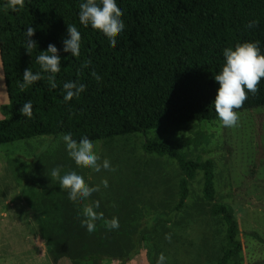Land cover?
Instances as JSON below:
<instances>
[{"label": "trees", "instance_id": "trees-1", "mask_svg": "<svg viewBox=\"0 0 264 264\" xmlns=\"http://www.w3.org/2000/svg\"><path fill=\"white\" fill-rule=\"evenodd\" d=\"M82 0H0V56L9 102L1 106L0 144L32 137H48L50 145L60 134L72 133L79 140L87 135L93 141L152 130H170L191 121L219 120L212 101L218 82L214 75L224 63L222 50L246 41L259 42L264 53V0H117L122 8L125 28L110 46L107 37L78 19ZM256 20L248 28L249 21ZM67 24L81 34L79 57L62 51ZM35 29L36 42L31 55L24 48L25 31ZM53 43L61 57L55 89L46 74L20 90L23 71H39L38 51ZM90 61L87 67L83 62ZM95 71L100 79L92 77ZM85 84L79 98L64 102L62 85L66 81ZM236 112L264 107V78L255 94ZM32 102L31 118L22 117L19 108ZM147 154L175 160L183 172L178 202L169 212L147 215L152 226L149 236L133 235L134 247L126 255L91 253L81 260L120 259L127 263L140 250V240L149 241L160 219L171 221L181 212L190 195V181L203 172V195L216 199L215 169L212 159L189 158L181 146L166 137L145 140ZM29 183V182H28ZM36 186L35 183H32ZM89 201V198H88ZM127 206V205H126ZM125 206V207H126ZM107 207L114 216L123 214ZM213 212L222 214L227 224V247L217 264H229L243 248L238 222L225 204L215 203ZM262 242L261 239L256 235ZM259 264V263H253Z\"/></svg>", "mask_w": 264, "mask_h": 264}, {"label": "rangeland", "instance_id": "rangeland-1", "mask_svg": "<svg viewBox=\"0 0 264 264\" xmlns=\"http://www.w3.org/2000/svg\"><path fill=\"white\" fill-rule=\"evenodd\" d=\"M8 102L5 82H0V108ZM237 116L232 127L219 120L191 121L167 131L96 141L101 160L107 158L111 165L100 172L75 165L64 134L48 146L46 136L0 144V264H156L161 253L163 264H217L228 241L223 215L213 212L215 203L225 204L238 222L243 248L229 264H264V242L256 237L264 239V107ZM158 137L179 144L189 158L213 160L216 199H205L199 171L190 181L184 209L171 221L153 224L156 232L149 241L140 240L131 261L81 260L91 253L128 254L141 226L140 238L151 234L152 226L143 217L169 212L177 204L183 176L178 163L142 149L145 140ZM53 168L61 174L79 171L90 186L100 185L99 191L82 201L69 200L58 177L51 176ZM103 179L108 188L101 185ZM93 202H99L95 210L104 219H118L117 229H107L103 220L96 221L92 233L81 226L82 208ZM107 207L125 209L112 216Z\"/></svg>", "mask_w": 264, "mask_h": 264}, {"label": "clouds", "instance_id": "clouds-1", "mask_svg": "<svg viewBox=\"0 0 264 264\" xmlns=\"http://www.w3.org/2000/svg\"><path fill=\"white\" fill-rule=\"evenodd\" d=\"M12 4H19L20 0H11ZM122 8L117 0H82L79 4L78 19L84 27L91 26L94 30H99L107 37L108 44H116V34L122 32L125 28L124 21L121 19ZM257 23L256 20L249 21L248 28H252ZM35 29L28 26L25 31L24 48L31 55V50L37 46L32 39ZM81 47V34L77 27L67 24V36L62 40V51L70 53L73 57H79ZM224 63L220 70L214 75V80L218 82L215 99L212 101V107L216 112L219 122L224 127H232L237 123V112L248 93L255 94L257 85L264 78V53L261 52L259 42L246 41L237 43L235 46L225 47L222 50ZM35 63L39 65V71L33 72L31 68L23 71L22 82L17 81V87L24 90L42 78L46 74L48 84L51 89L57 87L56 74L60 71L61 57L55 44L49 43L46 50L38 51L35 56ZM90 61L83 62V67H87ZM94 79L99 80L100 76L92 71ZM85 84L76 81H66L62 85L63 101L69 102L74 97L79 98L85 91ZM22 117L31 118L32 102L26 101L19 108ZM68 157L76 166H84L94 172H100L101 169L111 170L110 161L107 158L101 160L97 151V142L90 139L87 135H82L79 140L74 139L72 133H65L62 136ZM52 177H58L59 188L67 190L69 200H84L93 192L99 191L100 185L90 186L85 181L84 175L79 171L68 170L64 174L60 173L58 168L51 170ZM101 185L108 188L107 179L101 180ZM99 207V202L85 205L82 208L81 226L86 231L92 233L96 229V221L103 220L104 226L111 230L119 227V221L116 217L110 220L104 219L102 212L95 209ZM169 237L166 235L165 237ZM165 257L161 253L156 260V264H163Z\"/></svg>", "mask_w": 264, "mask_h": 264}, {"label": "crops", "instance_id": "crops-1", "mask_svg": "<svg viewBox=\"0 0 264 264\" xmlns=\"http://www.w3.org/2000/svg\"><path fill=\"white\" fill-rule=\"evenodd\" d=\"M0 82L1 84L4 85L5 82V78H4V70H3V65H2V61H1V56H0ZM6 86V85H5ZM131 261V260H130ZM129 264V263H128Z\"/></svg>", "mask_w": 264, "mask_h": 264}]
</instances>
